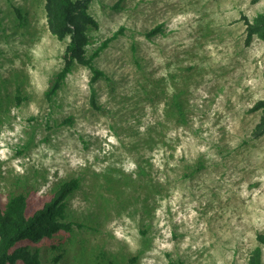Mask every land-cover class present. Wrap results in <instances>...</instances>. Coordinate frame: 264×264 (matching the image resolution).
Returning a JSON list of instances; mask_svg holds the SVG:
<instances>
[{
    "label": "rangeland",
    "instance_id": "rangeland-1",
    "mask_svg": "<svg viewBox=\"0 0 264 264\" xmlns=\"http://www.w3.org/2000/svg\"><path fill=\"white\" fill-rule=\"evenodd\" d=\"M44 2L0 0V204L21 186L34 204L77 176L67 219L83 226L57 236L61 264H246L264 232L250 111L264 99V39L246 44L244 17L264 0H93L89 49L117 33L95 59L99 110L84 65L45 98L66 40Z\"/></svg>",
    "mask_w": 264,
    "mask_h": 264
},
{
    "label": "trees",
    "instance_id": "trees-1",
    "mask_svg": "<svg viewBox=\"0 0 264 264\" xmlns=\"http://www.w3.org/2000/svg\"><path fill=\"white\" fill-rule=\"evenodd\" d=\"M93 0H45L44 9L49 31L59 41L66 40L62 54V66L56 71L45 91V98L52 102L65 83V79L73 68L84 65L91 71L90 104L100 109L97 104L95 82L103 77L104 73L95 66V59L117 37L112 34L101 41L97 46L89 49L92 43L91 31L98 28L97 20L90 14L89 6ZM19 15V10H16ZM20 18V15H19ZM246 28V44L254 36L264 39V13H258L254 18L244 17ZM160 25L146 32L148 37L160 31ZM19 103L21 98L16 96ZM173 112L180 117L184 110L178 100H173ZM259 113V119L251 130L253 138L264 135V99L257 100L250 108ZM70 121V118L64 122ZM199 167H197V170ZM192 171L186 174H191ZM128 180V179H127ZM81 188L80 177L61 180L54 185L48 195L42 196L34 204L30 201V192L24 186L12 191L7 200L0 204V264H15L20 260L23 264H61L64 257L66 243L72 233V225L82 227L83 223L68 220L69 201ZM70 233V234H68ZM61 235L62 238L57 239ZM257 245L250 251L246 264H263L262 245L264 232L256 235ZM36 242L47 245L44 261L40 258V248H31ZM170 264H185L182 260L170 259Z\"/></svg>",
    "mask_w": 264,
    "mask_h": 264
}]
</instances>
